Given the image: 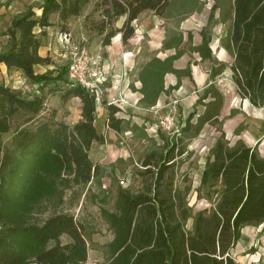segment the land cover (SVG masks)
<instances>
[{
	"label": "trees",
	"instance_id": "trees-1",
	"mask_svg": "<svg viewBox=\"0 0 264 264\" xmlns=\"http://www.w3.org/2000/svg\"><path fill=\"white\" fill-rule=\"evenodd\" d=\"M170 1L96 0L94 10L100 19L95 32L101 45H109L116 34L125 43L134 33L132 21L142 11L164 16ZM87 2L42 0L39 13L27 6L6 29L8 43L0 51V63L20 70L38 93L24 98L0 82V264H85L87 260L86 240L72 214L54 211L43 219L39 216L46 209L44 202L60 204L67 189L92 182L101 186L105 169L89 156L94 141L105 142L94 126L98 103L93 91L71 85L63 72L49 75L33 69L34 64L50 63L49 56L38 52L50 17L55 14L60 31H67V20L78 16ZM121 16L122 23L114 26ZM220 19L230 21L220 44L232 57L234 92L250 105L264 107V0H230ZM186 35L191 41V34ZM199 35L192 50L201 60L211 61L212 81L197 95L178 135L164 137L162 151L151 150L140 160V175L146 177L142 187L131 191L118 186L114 210L100 207L111 232L102 264H240L232 250L241 228L260 224L264 228V156L256 145L247 146L240 139L229 143L221 131L208 150L196 188L197 192L204 189L210 201L206 207L195 210L187 199L188 188L180 189L175 182L185 141L206 124L219 123L224 100L214 80L225 64L212 57L210 34L201 30ZM181 42L182 32H177L163 46L176 48ZM180 54L176 50L164 58L154 55L140 66L136 78L142 107L154 106L162 92L176 89L181 77L189 75L188 67H173ZM166 72L176 75L174 85L164 86ZM45 86H51V95L58 92L62 102L71 96L80 99L81 116L72 126L41 117ZM198 104L201 112H197ZM100 105L107 107L108 128L118 134L133 130V125L116 115L117 106L105 100ZM188 219L190 230L185 228Z\"/></svg>",
	"mask_w": 264,
	"mask_h": 264
},
{
	"label": "rangeland",
	"instance_id": "rangeland-1",
	"mask_svg": "<svg viewBox=\"0 0 264 264\" xmlns=\"http://www.w3.org/2000/svg\"><path fill=\"white\" fill-rule=\"evenodd\" d=\"M41 1L24 0V10L27 6H32L34 11L39 12L37 7ZM95 1L89 0L78 16L70 17L72 20L70 35L72 39L86 45L92 55L99 57L100 66L103 65L106 71V73H103L105 80L102 83V87L108 95L116 94L118 91L123 92L122 90H124H120L119 88L122 86V84L120 85V73L115 71L117 70L115 68L117 66L120 68L119 64L122 63L117 58L121 55L119 51L122 48H133L139 53L138 55H142L145 52V48L152 45V42H158L162 36L161 31L165 21H169L168 25L164 27L165 35L178 31L180 21H183L187 27H190L189 30L184 28L185 30L183 31L186 34L188 32L191 34V41L195 44L199 42V32L201 30L210 34L212 36L210 45L213 55L216 56L217 53L214 52V50L216 51V41L225 35L227 28V24L221 22L220 13L222 10H226L230 4V0H171L164 16L156 15L151 10L142 11L132 21L134 33L125 43L121 41L119 36L114 35L111 38L110 44L103 46L100 43V35H97L95 32V25L100 19L99 12L94 10ZM122 20L123 16L113 21V25L119 26ZM142 21H153L152 29L145 30L144 32L142 30ZM159 21L163 22L160 23ZM169 27H171V32L169 31ZM54 35L52 36L51 44L55 37ZM185 49L188 56L185 60L189 63L192 76L198 79L199 75H201L199 70L206 72L207 69H210L212 63L207 59L201 60L196 53L189 52V43L185 45ZM56 50L58 52L54 53L53 68L52 70H48L47 74L55 75L58 72H63L65 75L69 57L68 52L63 48L61 50V46L57 47ZM59 50L63 55H59ZM111 53H114L116 57L115 62L108 60V56ZM221 58L227 65L223 72L216 77L214 83L224 95L225 108L223 110V117H221L219 123L206 124L198 135L185 141V152L179 158V163L176 167L175 182L180 189L184 187L188 188L187 199L195 210L210 204L209 199L206 198L204 189L202 188L199 192L196 190L198 172L208 155L209 148L220 135L221 131L224 133L225 139L229 143H233L240 136V134H234L235 131H239L240 125H243V122H248L250 117L255 114L254 110L241 101L239 96L233 91L230 79L231 72L228 69L230 57L223 54ZM139 64L135 63V66L137 67ZM137 72L138 70L126 76L128 78V83L126 84L131 90H134L135 85L138 83L136 78ZM10 75L7 80L15 85V90L22 97L29 98L33 94L38 93L36 86L33 82L28 81L26 77L23 79V76H18L16 73ZM123 86L125 87V85ZM45 87H47L44 89L46 91L45 109L41 112V117L44 119L63 120L69 126H72L80 119L77 114L79 108L78 102L70 100L62 102L58 92L55 95H51L52 90L49 89L51 86ZM126 90L128 91L127 88ZM199 91L201 92L202 89ZM175 92L178 93L179 98L177 122L182 121L186 117V112L182 113L181 110V103L183 102L182 92L178 89H173L166 94L159 106L147 109L142 108L140 110V115H138L140 117V126H137V129L133 126L131 132L126 131L115 136L111 135L110 137L106 134V141L103 144H93L89 151L90 157L93 161L99 160L100 162L98 163L105 169L100 187L92 182L85 187L77 186L67 189L64 193L63 201L56 206L52 205L51 202H44L43 206L46 209L39 217L43 219L54 211H65L72 214L75 221L81 227L88 247L85 264H102L104 262L105 243L111 238V232L108 229L107 223L100 215V207L103 205L108 210H114V200L118 186L129 188L131 191L140 189L146 179L139 172L142 168L139 163L142 157L151 150L162 151L164 137L170 138L169 136L177 134V132H163L153 125L156 118L162 114L164 110L163 105L166 103L169 95ZM231 109L235 111L233 114L232 112L231 114L229 113ZM201 110L202 106L198 104L197 112H201ZM116 115L121 116V113L117 112ZM258 115H261V112ZM18 119H15L13 122L16 123ZM237 122L239 124L234 126ZM101 199H104L103 204L100 202ZM185 228L187 230L191 229V219L187 220ZM60 241H66V237L62 235ZM233 250V255L240 264H248L247 254L251 252L252 248L246 246V244L241 245L240 242H237Z\"/></svg>",
	"mask_w": 264,
	"mask_h": 264
},
{
	"label": "crops",
	"instance_id": "crops-1",
	"mask_svg": "<svg viewBox=\"0 0 264 264\" xmlns=\"http://www.w3.org/2000/svg\"><path fill=\"white\" fill-rule=\"evenodd\" d=\"M23 1L24 0H0V51L4 50L7 47L8 35L6 34V29L9 27L12 18H14L19 13L24 11ZM37 13H39V12H37ZM50 22H51V25L44 28L45 35L41 37V44H40L39 49H38V52L41 56H49L50 63H48V64H34L33 69H34V72H36V73H47L48 70H52V68H53L52 64L54 61V59H53L54 53L58 52V50H56V48L57 47L59 48V46H61V44L57 41V35L59 32H61L60 31L61 29H60V24L57 20V16L55 14L50 17ZM159 22L161 23L163 21H159ZM168 22L169 21H165L163 29L161 31L162 36L159 38L158 42H155V43L152 42V45L145 48V52L142 55H138L139 53L137 51H135V49H133V48H127V49L122 48L119 51V53H121V55L119 57H117L118 60H120L122 63L119 64L120 68L118 66L115 68V69H117L115 71H117V73H120V75H119V78L121 81L120 85L122 84V86L119 87L120 90L124 89V90H122L123 93H126L127 95L131 96L132 98H135V96H136L135 93L137 92V88L139 87L140 83L138 81L137 85H135V89L131 90V88H129V86H127V84H126V83H128L127 82L128 78L126 76H129L130 73H135V71H137L138 68H140V65H142L143 63L148 61L154 55L159 57V58H164L167 55L173 54L176 50H181L180 56L173 61V67L176 69H183L185 67H188L189 75H185V76L181 77L180 84L175 90L178 89L182 92L183 102L181 103V108H182L181 110H182V113L186 112V115H187V113L192 109L193 104L195 102V99L197 98V95L200 93L199 90L203 89L206 85H208L212 81L211 76H210V69H207L206 72L199 70L201 75H199L198 79H197V77L192 76V72H191V69L189 67V63H188V61L186 62V60H185V58L188 57L187 53H186L187 51L185 49V45L187 43H189V46H190L189 52L196 53L198 57H199V55L197 52L192 50V46L195 45V43H193L192 41H188L187 35L183 31V30H185L184 28H186V30H189L190 27H187V25L183 21H180V26H179L178 31L171 32V29H170L171 27H169V31L171 33H167L165 35V28L164 27L166 25H168ZM152 23H153V21H142V30L144 32H145V30L146 31L151 30L152 25H153ZM223 23L227 24V28H226V31H227V29L230 25V21H225ZM71 24H72V20H71V18H69L67 20L66 30L70 34H71V32H70L71 31ZM177 32H182V42L179 44V46L176 48L175 47H164L163 42L164 41L168 42L170 40L171 36ZM53 34H55L54 35L55 37H54L53 42L51 44ZM225 34H226V32H225ZM116 36L120 37V34H116ZM223 37H220L217 39V41H216L217 44L215 45L216 51L213 49L214 52L217 53L216 56L213 55L212 47L210 45V42L212 40V36H211V39L209 42V47L211 49L212 57L216 58L219 61L224 62L221 57L223 56V54L228 55L230 57V61H229L228 65H230V63L232 61V57L227 53V51L220 44V40ZM199 41H200V39H199ZM109 47H111V46H109ZM61 50H62V46H61ZM61 54H62V52L60 51L59 55H61ZM115 58L116 57H115L114 53H111L108 56V60L111 62H115ZM139 61H140V64H139ZM135 63H137L139 65L136 67ZM224 64L226 67V65H227L226 62H224ZM225 67H224V69H225ZM228 69L230 70V68H228ZM223 70H222V72H223ZM230 72H231V70H230ZM12 73H16L18 76H23V79H24V75L20 70L7 69L3 63H0V82H3L4 84L10 86L12 89L15 90V85L10 83L7 80V78L10 77L11 76L10 74H12ZM220 74H218V75H220ZM217 76H215V79ZM230 79H231V75H230ZM192 80H194V81H192ZM176 81H177V77L174 73H172V72H166L165 73L164 78H163V83H164L165 87H168L169 85H174L176 83ZM231 83H232V80H231ZM114 84H116V83H114ZM123 85H125V87ZM232 85H233V83H232ZM122 87H124V88H122ZM126 88L128 89V91L126 90ZM233 91H234V86H233ZM166 94H168V93L162 92L158 96V99H157L156 103L154 104V106H159V104L163 102ZM239 99L241 101H243L244 103H246L248 106H250L254 110L255 114H253L250 117L248 122H243V125H240V127L238 129L239 131H235L234 134H238V135L240 134V136H238L239 137L238 139L242 140L247 146L253 147L256 145L257 150L260 153V155L264 156V137H263L264 136V107H254V106L250 105L246 99H241L240 97H239ZM69 100L72 102H78L79 108H78L77 114H78V117L80 118V116H81L80 115V112H81L80 99L77 96H71L67 101H69ZM142 108H145V107H142L139 102L137 103V107H134V106L133 107H130V106L124 107V112H120L121 113L120 117L127 120L129 125H133L134 128L137 129V126H140V121H139L140 117L138 115H140V110ZM224 108H225V100H223V105H222V108L220 110V114L218 117V119L220 121H221V117H223ZM231 110L229 113L231 114V112H232V114H233L235 111L233 109H231ZM259 112H261V115H258ZM71 116H73V115H71ZM106 117H107V107L103 106V105H97L96 106V117L94 119V126H95L97 133L98 134L101 133L104 136V138H105L106 134L108 135V137H110L111 135H113V136L118 135L117 132H115L111 128H108L105 125ZM238 124H239V122H237L234 126H237ZM127 131L131 132L130 130H127ZM105 141H106V139H105ZM93 144H98V143L96 141H94L90 147V150H91ZM89 156H90V153H89ZM93 162L98 163L100 161L94 160ZM203 167H204V163L198 172L197 185L199 183V177H200V173H201ZM262 227H263V224H260L258 226L246 225V226L241 228L240 237H239L237 242L238 243L240 242L241 245L246 244V246L252 248L251 252L247 254V263L248 264H264V228H262ZM232 252H234V250H232Z\"/></svg>",
	"mask_w": 264,
	"mask_h": 264
},
{
	"label": "built area",
	"instance_id": "built-area-1",
	"mask_svg": "<svg viewBox=\"0 0 264 264\" xmlns=\"http://www.w3.org/2000/svg\"><path fill=\"white\" fill-rule=\"evenodd\" d=\"M57 41L62 48L68 52V63L65 73V80L71 85H78L95 93L96 102L100 105L104 100L107 104H113L124 112V107H137L140 94L137 92L135 98L126 93L118 91L116 94L107 95L102 87L105 80L104 66L99 64V57L94 56L86 45L80 44L71 38L67 31L59 32ZM112 85V84H111ZM179 98L178 93L170 94L163 105V112L153 122V125L163 132H178L183 121L177 122ZM150 108H153L150 107ZM180 124V125H177Z\"/></svg>",
	"mask_w": 264,
	"mask_h": 264
}]
</instances>
